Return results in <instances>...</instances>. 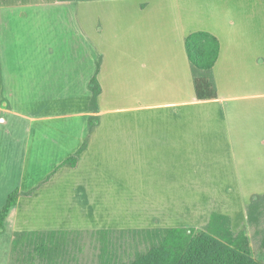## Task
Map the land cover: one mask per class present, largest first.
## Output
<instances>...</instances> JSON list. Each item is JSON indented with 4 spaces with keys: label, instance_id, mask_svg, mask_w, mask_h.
I'll return each instance as SVG.
<instances>
[{
    "label": "crops",
    "instance_id": "1",
    "mask_svg": "<svg viewBox=\"0 0 264 264\" xmlns=\"http://www.w3.org/2000/svg\"><path fill=\"white\" fill-rule=\"evenodd\" d=\"M129 4L0 0V207L27 165L50 167L38 174L43 184L78 168L93 142L111 143L114 162L128 161L133 174L162 169L151 179L156 186L139 192L134 215L146 208L150 217L139 228L169 225L163 213L183 198L160 185H176L197 159L233 179H264V0ZM200 30L219 42L217 97L205 100L195 97L185 47L186 36ZM97 63L100 92L91 103ZM111 110L118 113L113 127H103ZM83 143L76 165L61 166ZM38 185L19 190L4 221L12 235L65 229L29 224L19 213L21 197ZM117 202L111 205L122 208Z\"/></svg>",
    "mask_w": 264,
    "mask_h": 264
},
{
    "label": "rangeland",
    "instance_id": "2",
    "mask_svg": "<svg viewBox=\"0 0 264 264\" xmlns=\"http://www.w3.org/2000/svg\"><path fill=\"white\" fill-rule=\"evenodd\" d=\"M124 1L132 6V3L143 0ZM113 104L109 106L114 108ZM114 112L106 113L107 121L103 127H113V117L118 115ZM128 114L122 113L124 117ZM85 156L78 168L63 170L58 177L43 184H39L43 179L38 174L51 170L50 167L44 163L35 168L27 165L25 178L15 179L7 187L10 192L16 188L26 191L39 184L32 196L21 197L19 213L24 214L22 217L27 219V223L35 226L53 223L65 226L66 230L47 231L70 232L68 252L69 255L75 254L76 261L69 264H97L99 241L94 233L97 229H139L138 224L149 223L148 209H143L141 216L134 215V211L139 204L140 190L148 194L151 186H156L151 179L162 171L158 168L133 169L136 172L133 174L129 167L123 165L128 161L114 162L113 146L106 141L100 144L93 142ZM184 171L182 177L175 179L176 185H160L163 191L176 192L178 189L177 193L183 198L178 196L181 200L170 214L163 213L169 224L167 227L183 226L184 223L190 227H201L212 212L225 214L229 216L233 230L245 231L253 257L264 264V213L258 225L246 221V205L256 196H264V179H233L222 169L213 168L209 161L201 159L196 160L195 167H187ZM140 176L145 179H140ZM87 193L90 194L88 197ZM112 202L121 204L122 208L111 205ZM152 227L155 226L142 228ZM11 239L12 230L7 224L0 233V264H10ZM124 247L133 253L134 246L125 244Z\"/></svg>",
    "mask_w": 264,
    "mask_h": 264
},
{
    "label": "trees",
    "instance_id": "3",
    "mask_svg": "<svg viewBox=\"0 0 264 264\" xmlns=\"http://www.w3.org/2000/svg\"><path fill=\"white\" fill-rule=\"evenodd\" d=\"M185 47L195 97L198 100L216 98L212 68L219 55L217 38L206 31H195L186 36ZM97 70L98 63L89 82L91 103L96 102L100 92ZM85 147V143L81 144L60 165L74 167ZM20 194V191L13 190L0 207V233L10 208ZM263 213L264 196H256L246 205V221L249 224L258 225ZM94 233L99 241L97 264H262L253 257L245 231L233 230L229 216L219 212H212L207 223L201 227L103 228ZM69 234L65 230L14 231L10 264H69L72 260L76 261L75 254L69 255L68 252ZM125 244L134 246L133 253H129Z\"/></svg>",
    "mask_w": 264,
    "mask_h": 264
}]
</instances>
